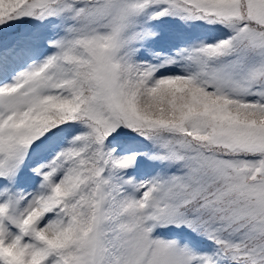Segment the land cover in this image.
<instances>
[{"label":"snow or ice","instance_id":"6c2138e0","mask_svg":"<svg viewBox=\"0 0 264 264\" xmlns=\"http://www.w3.org/2000/svg\"><path fill=\"white\" fill-rule=\"evenodd\" d=\"M0 264H264V0H0Z\"/></svg>","mask_w":264,"mask_h":264}]
</instances>
